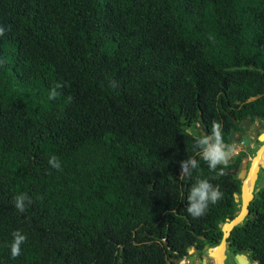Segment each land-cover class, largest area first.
<instances>
[{
	"label": "trees",
	"instance_id": "trees-1",
	"mask_svg": "<svg viewBox=\"0 0 264 264\" xmlns=\"http://www.w3.org/2000/svg\"><path fill=\"white\" fill-rule=\"evenodd\" d=\"M0 29V264H176L217 245L239 180L195 140L264 118V0H0ZM196 177L223 196L192 217ZM249 210L228 243L264 264V186Z\"/></svg>",
	"mask_w": 264,
	"mask_h": 264
},
{
	"label": "clouds",
	"instance_id": "clouds-1",
	"mask_svg": "<svg viewBox=\"0 0 264 264\" xmlns=\"http://www.w3.org/2000/svg\"><path fill=\"white\" fill-rule=\"evenodd\" d=\"M0 30H2V29H0ZM63 86L64 85L60 82H57L54 86H51L48 90V93H47L48 99L53 100L58 95H60V92L58 90L60 88H62ZM220 130H221V123L219 121L213 120L211 122L210 132L202 133L195 140V144L199 147L200 155H201L202 159L207 162L208 167L210 169H214L217 166V164L225 161L227 156L230 154V151H231V149H229L223 143ZM47 164L50 166L51 169L60 170L62 167L61 161L57 158V156L55 154H51L47 157ZM189 165H191V169H189V167H188ZM196 167H197V161L195 159H192L191 157H189V159L187 161L181 162L182 174L187 175L190 170H192ZM222 196H223V192L220 190L219 185H213L206 178L196 177L194 182L191 184V186L188 190V194L186 197V199H187L186 211L192 217L202 216L205 213V211L207 210L208 205L210 203L214 204ZM26 202L27 203L31 202V198L27 195V193L21 192V193L17 194L14 197L15 209L18 212L22 213L25 210ZM239 209H240V207H239ZM238 212H239V210H238ZM10 236H11V239L7 243L6 246L8 248L9 256L11 258H15L21 254V245L27 240V234L24 233L21 229L17 228V229L12 230V232L10 233ZM222 238H223V235H222L221 239L219 240V242L217 243V245H215L214 247L205 246V247H207L206 251L210 252V251L216 249L218 247L220 241L222 240ZM201 239H203V238L201 237ZM193 249H195V248L189 247L187 249L188 255L185 256L179 262H176V264H179L180 262L188 263L189 257L194 256V255H192ZM204 253L205 252H203V254ZM238 255L243 256V254H240V253ZM243 257H246V256H243ZM196 261H197V258H196ZM196 261L193 262L192 264H198V263H196ZM206 263H207V261H206ZM252 264H257V262L253 261Z\"/></svg>",
	"mask_w": 264,
	"mask_h": 264
},
{
	"label": "flooded vegetation",
	"instance_id": "flooded-vegetation-1",
	"mask_svg": "<svg viewBox=\"0 0 264 264\" xmlns=\"http://www.w3.org/2000/svg\"><path fill=\"white\" fill-rule=\"evenodd\" d=\"M250 122H249V121ZM234 128L230 129L229 134L227 135V140L223 141V143L231 149L230 154L227 156L226 160L223 161L224 166H229L227 169H225L222 173H228L234 176L236 179H238V176L242 173V171H245L246 175L250 170L251 167V161L254 157L257 150L264 144L263 142L259 141V137L264 134V118H261L258 115H253L251 117H245L244 119H240L239 121L233 120ZM240 125L242 127H240ZM234 131V136L232 140L229 139L230 132ZM241 135V136H240ZM246 136L249 140L247 145H244L242 143V140ZM243 165L245 168H243ZM260 165H264L263 163H260ZM239 180L240 185V192L238 195L239 199V205L241 203V186H242V180ZM264 186V168L258 167V172L256 174V180L254 182L253 186V192L254 194L258 192L260 188ZM236 200V198H235ZM250 205V204H249ZM250 215V210L248 206V214ZM246 216V217H247ZM246 217L244 219H246ZM221 237L223 235L222 226H221ZM204 250V251H203ZM216 249L210 251V255L214 254ZM203 252H205L203 254ZM209 253L206 251L205 246L202 249V252H198L197 250L193 249L192 255H194L197 258L196 263L202 264V260L205 258L207 263L206 264H216V258L215 256H209ZM223 261L224 264H239L236 259V255L239 253H234L231 249V244L228 243V238L226 240L225 250L223 252ZM244 257L246 260H248V264H252L249 257L247 255ZM215 259V260H214Z\"/></svg>",
	"mask_w": 264,
	"mask_h": 264
},
{
	"label": "water",
	"instance_id": "water-1",
	"mask_svg": "<svg viewBox=\"0 0 264 264\" xmlns=\"http://www.w3.org/2000/svg\"><path fill=\"white\" fill-rule=\"evenodd\" d=\"M240 127H242V126L240 125ZM233 136H234V131H231L230 132V135H229V139L232 140ZM258 139H259L260 142H263L264 141V134H262ZM248 142H249L248 138L246 136H244V138L242 140V143L244 145H247ZM263 147H264V144L255 153V155H254V157H253V159L251 161L252 163H251L250 170L247 173V175H246L245 171H242V173L238 176V179H241L244 182L246 180V178L249 177L250 174H252L251 177H250L252 179V187H251V191H250L249 195L245 199V197H244V190H243L244 184L242 182V186H241V203L239 205L240 209H239V212L234 216L233 219L227 220L222 225L223 238H222V240L220 241V243H219V245L217 247V248H220L221 247L222 253H220V254L217 255L216 264H222L223 252L225 250L226 240L230 236V233L232 232L233 228L235 226H237L238 224L242 223V221L244 220V218L248 214V206H249L250 202L252 201V199L254 197L253 186H254V182L256 180V174L258 172V167L264 168V165H260L259 166V164H256L255 163V159L257 158L260 150ZM243 168H245L244 165H243ZM234 197L236 198L235 201L236 202H239L238 195H235ZM205 249H207V247H205ZM209 256L211 257L210 253H209ZM236 259H237V262L239 264H248V260H246L242 255H236ZM188 261H189L188 262L189 264H192L193 262L196 261V257L195 256H190L189 259H188ZM202 263L203 264H206V260L203 259L202 260Z\"/></svg>",
	"mask_w": 264,
	"mask_h": 264
},
{
	"label": "bare ground",
	"instance_id": "bare-ground-1",
	"mask_svg": "<svg viewBox=\"0 0 264 264\" xmlns=\"http://www.w3.org/2000/svg\"><path fill=\"white\" fill-rule=\"evenodd\" d=\"M264 162V147L260 150L257 158L255 159V163L256 164H260ZM252 174L249 175V177L246 178V180L243 182L244 184V197L246 199V197L249 195L250 191H251V187H252V179L250 178ZM222 253V249L217 248L214 254H211V256H215V258H217V255ZM224 254V253H223ZM224 259H222V264H224Z\"/></svg>",
	"mask_w": 264,
	"mask_h": 264
},
{
	"label": "rangeland",
	"instance_id": "rangeland-1",
	"mask_svg": "<svg viewBox=\"0 0 264 264\" xmlns=\"http://www.w3.org/2000/svg\"><path fill=\"white\" fill-rule=\"evenodd\" d=\"M253 159V158H252ZM179 264H188V263H183V262H180Z\"/></svg>",
	"mask_w": 264,
	"mask_h": 264
}]
</instances>
